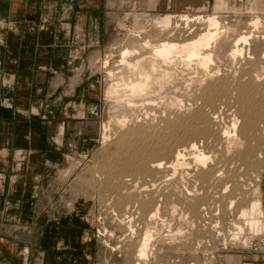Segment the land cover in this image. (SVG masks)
Segmentation results:
<instances>
[{"label": "rangeland", "instance_id": "374dc122", "mask_svg": "<svg viewBox=\"0 0 264 264\" xmlns=\"http://www.w3.org/2000/svg\"><path fill=\"white\" fill-rule=\"evenodd\" d=\"M113 2L121 5L113 38L87 65L99 88L94 141L88 151L70 156L57 173L69 200L89 208L97 243L95 264H245L264 255V11L254 10L263 0L227 6L217 2L204 11L193 8L192 0H179V9L167 0ZM160 4L165 7L159 11ZM181 16L203 21L187 25ZM165 17L171 24L162 29L158 23ZM207 17H216L223 33L206 51L212 64L174 57L166 66L156 63L161 85L153 83L147 97L131 98L134 106L124 103L127 98L118 103L105 97L107 72L117 81L125 75L119 64L123 49L138 50L129 60L148 58L153 45L194 40L206 31ZM257 18L259 26L251 28ZM248 34L249 45L234 61L229 55L233 41ZM146 43L150 48L143 47ZM236 119L232 134L239 143L229 149L223 132ZM103 135L108 138L104 144ZM192 143L208 156L206 166L195 165L189 157ZM184 148L189 164L171 166L175 153ZM156 162L162 167H153ZM258 200L260 211L251 212ZM155 209L158 216L152 220ZM249 215L260 223L259 233L245 231L241 240H232L234 225L246 224ZM145 229L152 238L147 256L139 260Z\"/></svg>", "mask_w": 264, "mask_h": 264}, {"label": "crops", "instance_id": "0c3cea01", "mask_svg": "<svg viewBox=\"0 0 264 264\" xmlns=\"http://www.w3.org/2000/svg\"><path fill=\"white\" fill-rule=\"evenodd\" d=\"M113 1L0 0V264L96 262L89 208L69 200L57 173L94 141L99 88L87 65L113 38ZM196 1L204 11L250 0Z\"/></svg>", "mask_w": 264, "mask_h": 264}, {"label": "bare ground", "instance_id": "6f19581e", "mask_svg": "<svg viewBox=\"0 0 264 264\" xmlns=\"http://www.w3.org/2000/svg\"><path fill=\"white\" fill-rule=\"evenodd\" d=\"M191 18H188L187 16H181V22L184 21L187 24L188 22H191V21L192 22L193 21L196 22V21H199V20H202L203 21L202 17H196V18H193V19H191ZM170 19H171L170 17L163 18L158 23V26L160 28H162V29L169 28L170 27V24H171V20ZM204 21H205V24L207 25L206 31H204V33L200 34L194 40L192 39L191 41H188V42H185V43H182V44H177V43H174V42L164 41V42L160 43L158 46H155V45H153L154 47L151 46V48H150V45H151L150 43H149V46H148L147 43L146 44H143L144 45L143 46L144 48H150V54H151V56L149 55L150 57H148V58L147 57H144L143 58L142 56H140L139 58H135L133 60H131V59L129 60L130 57L135 56V55H139L138 50H136L134 48L133 49H129V48L123 49L120 52V56H119L120 57V62H119V64H120V66L123 67V69L125 71V75L124 74L123 75L121 74L119 77H117L118 76L117 75L116 76L118 78V81H117V79L115 78V74H113V72H111V71H108L107 72L108 78H109L108 80L110 81V84H107V86H106V89H105V97L107 99H109V100L110 99L111 100L112 99H116L117 102L120 101V100L123 101L124 98H127L129 100L126 101V99H125V102L124 103L126 104V102H127L128 105H132V104H130V102H133V101L130 100L131 98H137V97L139 98V96H141V95L149 94L150 92L153 91L152 90V86L154 84H157L158 81L161 82V80L163 79L162 77L158 76L159 74L156 73L158 71V69H160V68H158V69L156 68L158 66V65L156 66V63H158V64L161 63L163 65L165 64V66H166L167 62L171 58H174V57L176 59L177 58H179V59H185V60H188L189 62L191 60H196V62H199L201 65H204V66L207 65L208 66V63H210L212 61L211 60L212 59L211 58L212 56L210 54L211 52L210 53H206V51L208 49L210 50V47H212L211 45L214 42L218 41L217 40L218 37H220V34L222 35L223 33H221L219 31L221 24L217 20L216 17H207V18H205ZM259 21L260 20L258 18L255 19V20H253L252 23L250 24L252 26L251 28L257 29V27L259 26V23H260ZM222 30H224V29H222ZM223 32H226V31H223ZM250 39H251V35L250 34L238 36L233 41L232 49L229 52L230 57L232 59H234L236 56H238V57L242 56L243 46L249 45ZM179 59H178V61H179ZM107 61H105L104 65H107L108 64ZM171 61H172V59H171ZM234 61H235V59H234ZM212 63H210V64H212ZM162 70H164V69L162 68ZM160 71H161V69H160ZM165 71H166V69H165ZM166 72H164V73L166 74ZM167 75L170 77V73H167ZM167 75H166V77H167ZM161 76H163V75H161ZM114 78L116 79L115 82H113L114 81L113 80ZM167 79H168V77H167ZM164 82H165V80H164ZM158 84L161 85V83H158ZM164 84L162 82V85H164ZM155 87H156V85H155ZM158 89H160V88H158ZM158 91H155V92H158ZM144 96L147 97V95H144ZM116 100H115V102H116ZM171 101L172 100L168 101L169 102V105H173ZM135 102H133V103H135ZM118 103H120V102H118ZM140 104H141V102H140ZM178 105L180 106L181 104L178 103ZM132 106H134V105H132ZM125 120H123V121H125ZM234 120H233V123H232L230 129H226V131H224V132L222 131L223 132V138H225V140L227 141L226 143H228L229 149L231 147L236 146L237 143H239V142H236L237 139L234 138V137H236V134H232L233 132L235 133V130L237 129V123H238V120L237 119H236L237 120L236 122ZM121 125H122V123H121ZM104 129L105 130H108L107 127H106V125H105ZM106 138L107 137L105 135H103V138H102L103 139V141H102L103 144L106 141ZM239 147L240 146L238 144V149H239ZM185 149L186 148H184L183 151H177L175 153V157H174L173 163L171 162V166H172V164H174L178 168V166H183V165L189 164V162L185 163V160H186L185 159L186 158L185 157L186 156L185 155ZM186 150H188V149H186ZM227 154H228V152H227ZM229 154H230V152H229ZM188 155H189V157L191 156L190 158L194 161V164L195 165L197 164V166H198V164H201L202 166H204V165L206 166L205 163L209 161V160L207 161V157L208 156L206 157L205 156L206 154L204 155L203 152L201 153V151L198 149V145H196L195 143H192L191 146L189 147V153H188ZM162 164L163 163L156 162V163H153L152 166L153 167H156V168L157 167L160 168V167H162ZM184 167L185 166H183V168ZM186 167H188V166H186ZM174 169H176V167ZM261 203L262 202H260V200L255 201L254 203H252V205L250 206V211L251 212H253V211L254 212H258V210L260 211V209H261ZM157 211H158V209L157 210L155 209V211L153 212V214H151L149 216L152 220H153V217L157 218L156 217V216H158V215H156V214H158ZM250 216L251 215H249V220L246 222V224L244 223V224H241V225H239V224L234 225V228H235L234 231H236V233H234L232 235V237H231L232 240H234V241L235 240H241V236L245 233V231H248L249 234L252 235V236L255 235V234H257V233H259V231L261 230L260 229V227H261L260 226V223L257 220H255V218H253V217L250 218ZM145 230H146V233L144 232V234H145L144 235V239L140 243L139 249H138V252H137L138 255H139V260L142 259V258H145L147 256V253H148L147 252V248L149 247L148 244L150 243V240L152 238L151 237L152 236L151 235L152 233H149V229H145Z\"/></svg>", "mask_w": 264, "mask_h": 264}, {"label": "built area", "instance_id": "2783aa9c", "mask_svg": "<svg viewBox=\"0 0 264 264\" xmlns=\"http://www.w3.org/2000/svg\"><path fill=\"white\" fill-rule=\"evenodd\" d=\"M260 245H261L262 249H264V241H262V242L260 243Z\"/></svg>", "mask_w": 264, "mask_h": 264}]
</instances>
